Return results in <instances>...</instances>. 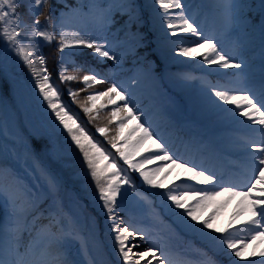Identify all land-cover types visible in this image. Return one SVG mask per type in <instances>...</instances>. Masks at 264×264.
<instances>
[{
	"label": "snow or ice",
	"instance_id": "obj_1",
	"mask_svg": "<svg viewBox=\"0 0 264 264\" xmlns=\"http://www.w3.org/2000/svg\"><path fill=\"white\" fill-rule=\"evenodd\" d=\"M157 2L166 13L170 9L183 10L185 7L182 0H157ZM21 7L25 9V12L30 17V22H25L22 19ZM125 7L129 9V16L131 18L132 5H125ZM44 8H50L49 0H0V25L3 26L2 30H0V39L6 41L7 45L14 49L24 64L32 69L33 75L37 77L36 87L39 89L40 95L47 103L48 108L52 110L56 120L67 131L72 142L82 153L83 161L86 163L91 177L96 183L99 200L103 202V209L106 210L108 218L113 221L111 231L116 233L114 240L118 248V258L122 257L123 264H140V260L151 254L152 259L158 260L159 264H167L166 260L157 257L156 252L151 249L149 251L133 253V248L139 247V245L134 242H128L130 237L136 238L138 235L137 230L135 228L130 230V227L125 225V222L122 220L117 222L114 211L117 208V197L121 195V185L131 184L132 182L127 176L121 175L123 170L117 166L115 160L104 168L99 166V159L103 158L107 160V156L93 143L81 125L77 123L72 115H69L65 107L60 103L59 91L50 82V75L47 73V69L43 67L46 64V58L40 51L43 43H51L57 38L48 30L49 26H53L51 15L45 16V24H41L40 16L44 15ZM180 19V24L172 20L168 21L167 27L172 30V36H177V29L184 33H190L194 37L201 35L198 27L190 22L188 18L181 17ZM262 32H264V26H262ZM76 47L91 49L94 54L101 58L108 60L116 59L115 56L109 54V50L102 43H96L91 39L80 36L76 32L69 34L61 31L56 48V56L59 62L65 63L67 56L75 55V53L65 54L64 49ZM179 53L186 57L199 56L202 58L203 63L209 66L217 65L223 69H240L242 67L241 63L233 62L226 54H222L217 44L207 38L203 42H197L194 47H181ZM37 65L41 66L39 71H37ZM41 72L44 74L41 75ZM60 79L67 82L77 80L78 77L68 75L62 71ZM82 82L85 85L84 90L103 83L94 72L91 75H84ZM260 87L261 95L259 98L252 95L249 91L233 93L227 89H218L212 94L216 97L217 101L222 102V105L232 106L231 108H222L223 111L229 112L232 115L245 117L250 122V125H259L261 135L264 137V80H262ZM70 95L75 98L78 93L70 90ZM104 98H107L106 104L108 105H117L118 101H125L127 99L124 90L120 89L116 84H112L106 91L89 94L87 100L93 102V107H84V112H92L95 102ZM222 105L218 106L222 107ZM105 106L101 105V107ZM110 116L113 119L118 118L120 120L118 126L120 132L123 131L127 121H139V117L134 114L133 108L129 107L128 103H124L123 107H115L110 112ZM137 130L141 131L143 135L140 136L133 146V150H139L145 141H148L151 144L149 151L155 149L157 155L145 157L143 161L133 164L130 161L129 155L120 152L121 158L125 163L129 164V167L134 171H139L144 182L153 188L166 187L164 182L157 183L156 179L158 174L164 170L163 168L158 166L149 172L142 170L143 164L151 163L153 159L170 162L165 167L182 170L186 180L194 182L195 185H212L210 188H196L191 184H174L173 187L168 188L166 197L176 209H183V212L179 213V215L183 216L186 214L191 221L200 224L202 226L201 231L203 229H211L214 232L221 233L220 236L210 237V239L217 241L220 246V252L228 257L230 264H239L240 260H248L249 257L259 256L264 258V248H260L258 252L256 251V248L264 245V140L258 146L250 145L254 152L259 153V156L251 157L256 162L254 173L257 174L250 178L247 185L241 187L233 184H221L217 186L214 183V181H217V178L212 173L199 169L195 165L190 166L188 161H181L179 158H175L169 153L166 145L159 138H154V133L149 128L144 127L142 123L138 122L136 124V128L133 131ZM97 131L103 134L106 129L100 127L97 128ZM112 146L114 148L117 147L115 142L112 143ZM169 175H171V172H169ZM180 178L181 174L177 173L175 179L178 180ZM166 179L167 177H165ZM253 193H256V195H253ZM222 197H227V200L219 203ZM236 198H239L237 202L239 211L234 213L227 228H214L213 223L218 212ZM189 201H194V203L190 204ZM209 207H214L216 211L211 212V214L202 219L201 217L204 216ZM236 223H241L243 227L234 229L233 225ZM49 227L53 237H55L56 231L62 228V225L57 226L55 222L49 221ZM243 232H247L249 235L246 238L241 237L240 234ZM139 235L142 239L143 234L140 233ZM77 238V233L66 231L62 236L56 237L54 242L63 245L66 241L76 240ZM20 239H23V234H21ZM250 241H259L260 244L254 247L251 253L246 254ZM20 247L18 245L17 253L21 256V259L13 261L12 264H26V261L22 257L27 253V248H25L24 253H21ZM49 247H51V244ZM134 255L137 258L133 262ZM233 256L238 259L232 260ZM0 264H8V262L0 258ZM57 264H72V261L67 258L64 252H59L57 254ZM148 264H151V260L148 261ZM203 264H215V261L206 260ZM250 264H264V259L251 260Z\"/></svg>",
	"mask_w": 264,
	"mask_h": 264
},
{
	"label": "rangeland",
	"instance_id": "obj_2",
	"mask_svg": "<svg viewBox=\"0 0 264 264\" xmlns=\"http://www.w3.org/2000/svg\"><path fill=\"white\" fill-rule=\"evenodd\" d=\"M59 1L63 4V8L65 9L59 10L58 16L60 19L56 21L58 26L55 27L56 31L58 33L63 31L69 34L76 32L80 36L91 39L96 43H102L109 50V53L112 51L113 55L116 57L115 60L117 61L119 59H123L127 55H130V53H133L136 47L144 45L149 46L150 43H155L156 50L162 49V51L158 52V57L162 61L161 64L163 69L171 63L168 61L169 57L165 58V55L168 54L167 49H171V57L174 58L175 56H179V62L173 65L174 67L175 65L179 64V67H172L173 69L167 71L166 73L161 72L159 76L138 70L136 72L134 84L130 86L125 93L127 99L122 102L128 103L129 107L133 108L134 114H136L135 106L133 105L135 97L134 93L137 91L140 92L144 89L151 90L152 87L158 89V84H160L161 81L170 82L175 86L181 85L183 81H178V78L185 79L187 84H184V88L180 90L182 93V103H172L171 105L168 103L165 104L167 100L164 102L161 94L153 98V100L159 103L162 114L173 120L174 124L186 135H188L186 140L187 145L194 146L195 130L193 125L199 121L203 122L204 125L208 127L207 130L211 133L208 132L207 137L216 140L218 143L217 149L219 153L225 152L228 149L229 145L227 140L231 137L230 134L219 132L213 133L212 131L216 130L212 127V123L214 122L213 119H209L208 116L203 115L201 112V106L203 105L202 90L203 81L205 79V69L209 65L204 64L202 58L199 56L186 57L181 55L178 49L181 47H194L196 46L197 42H203V40L207 38L216 43L218 48L222 51V54H226L232 59L233 62L240 63L243 58H250L251 60H254L256 63L254 70L258 74L256 79H248L249 72L241 67L238 69V74L242 79V82L236 87V89L240 90V92L249 91L252 95L258 94L261 92V90H259L261 89V84H259V81L264 79V32H262V26H264V0H182L185 6L183 10L171 9V15H174L173 12L176 10L178 19L177 22L179 24L181 23V17L188 18L190 22L198 27V31L201 33V35L199 37H194L190 33H184L178 30V36H175L172 41L158 40L157 33L155 34L154 38L143 40L142 33L146 32L145 29L144 31L142 30L143 10L141 5L134 6V10L131 8L130 18L129 9L125 7V5L131 0H74V4L72 5H69L63 0ZM145 2L146 17L152 18L153 16L158 15L156 13V7L148 5L154 2L157 3V0H145ZM136 3L137 1H134V5ZM116 10L122 11L121 13L127 11L128 15H126L128 18L124 21L123 26L117 25L115 27L108 28V24L110 23V14ZM249 13H259L258 22L254 24V27L251 26V20L248 16ZM24 14L26 17L22 16V19L25 22H30V17L25 12V9ZM165 14H169V11ZM134 23L136 24L135 28H132L131 25ZM41 24H45V21L41 20ZM2 27L3 26L0 25V30H2ZM252 34H254L253 37L250 36ZM167 35V32L161 34V36ZM68 49L80 51L82 47ZM249 51L252 52L251 55L246 54ZM29 69L30 68L24 64L23 60L16 54L14 49L9 47L6 41L0 39V79L4 82L3 89H7L6 85L9 88L8 94L3 95L2 92L0 96V146L3 142V126L13 128L14 130L21 127H27L28 122H31V119L29 118L30 115H32V112L30 111L31 109H33V113H36L37 109L41 111L44 110L45 116L47 117L48 123L50 124L49 130H53V132L64 130L63 126L59 124L58 120H56L52 110L48 108L47 103L40 95L39 89L36 87L37 77L33 75V72H28L27 70ZM43 74L44 73L42 72L41 75ZM50 82H52L54 87L59 91L60 100L62 101L65 110L69 111V113L74 118H76L77 113L63 101L64 98L62 99L61 90L55 85V82L51 77ZM246 86L249 87L246 89ZM1 90L2 89L0 87V92ZM40 105L41 107L39 108L38 106ZM34 106L36 108H34ZM225 107L229 108L232 106L226 105ZM24 109L27 111L29 110V112L24 113ZM40 115L43 116V113ZM220 115H224L226 117L227 122L223 127H227L229 124H231L232 128H236L234 125H236L237 122L242 119V116L238 117L236 115L229 118L230 114L225 112L221 113ZM148 120L149 117L145 119V123L141 122L144 127L149 128L146 122ZM141 134L143 135V133ZM156 137L157 136L154 135V138ZM137 141L138 139H136L135 136H131L129 145L133 147ZM9 143L12 144V142ZM101 150L105 154H108L109 152L105 148ZM56 152L61 155L63 152V147L59 146ZM202 154L203 150L198 148L196 153L197 158L202 156ZM152 156L153 155L150 157ZM193 158L194 153L186 161L189 162L190 166H197L195 163H192ZM219 159H221V156ZM109 160H112V157ZM104 166L105 164L102 165V167ZM197 168L199 167L197 166ZM42 169H45V165L43 163H37V165L32 169L31 175L26 178V181L29 185L33 186L34 182L40 178L39 171ZM166 171L169 173L171 169L166 168ZM176 171L181 174L180 179L177 180L173 178L177 184H191L196 188L212 187V185H195L194 182L186 180L182 170L176 169ZM226 172L227 174L223 179H231L238 182H241L244 179V169L231 168L227 169ZM121 173L131 180L132 183L128 184L129 187L134 184L131 175H128L123 171ZM109 174L111 175V173ZM19 176L20 172L17 171L11 178L12 185H20L21 180ZM4 179L6 184L11 185L7 178ZM248 183L249 182H247L246 185ZM222 184L225 183L223 182ZM20 196H22V194H20ZM140 199L141 198L135 201V205L138 207V209L135 210V215L137 218L145 219L146 217L147 220H149V224L151 226L159 225L160 218L155 214L146 212V210L149 208V204L144 210H142L143 208H139ZM222 199L225 201L227 200V197H222L221 200ZM220 201L219 203H223V201ZM189 203H194V201H189ZM233 203L234 200H232L230 204H227L226 207L222 208L218 212V215L213 223L215 228H227L234 213L239 211L237 208V203L234 205ZM213 211H216L214 207H212L210 211L206 212V214L204 213V216L201 218H205ZM1 221L6 222L7 224L11 222L10 218L3 220L1 219ZM242 227L243 225L241 223H236L233 225L234 229ZM161 229H163L162 242H160L158 246L154 248L162 249L166 255H171L173 253H178L179 255L183 248V238L180 236L178 237L176 231L174 229L171 230V227L167 226L166 223L161 224ZM240 235L241 237L246 238L249 233L243 232ZM258 243L259 241H250L249 245L254 248L258 245ZM262 248H264V245ZM258 249L259 247L256 248V251ZM149 258L150 254L142 260L146 261Z\"/></svg>",
	"mask_w": 264,
	"mask_h": 264
},
{
	"label": "trees",
	"instance_id": "obj_3",
	"mask_svg": "<svg viewBox=\"0 0 264 264\" xmlns=\"http://www.w3.org/2000/svg\"><path fill=\"white\" fill-rule=\"evenodd\" d=\"M67 66L77 67L74 63H70V62L69 63H66V62L65 63H60L59 62V67L60 68H66Z\"/></svg>",
	"mask_w": 264,
	"mask_h": 264
}]
</instances>
